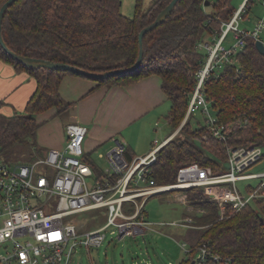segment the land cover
<instances>
[{"label":"trees","instance_id":"1","mask_svg":"<svg viewBox=\"0 0 264 264\" xmlns=\"http://www.w3.org/2000/svg\"><path fill=\"white\" fill-rule=\"evenodd\" d=\"M7 1L0 0V9ZM231 1L180 0L167 20L144 37V60L139 69L96 81L100 86H116L159 76L171 104L166 119L173 133L184 120L196 74L208 57L202 45L220 33L222 21L233 17L236 10ZM171 2L155 0L145 11L144 0H137L135 16L130 18L122 14L121 0H19L5 14L2 36L11 51L24 57L94 74L127 70L138 60L141 31ZM207 7H215L214 14L206 11ZM0 60L30 73L37 81V90L23 113L0 114V158L13 161L19 147L27 145L44 157L37 142L41 127L37 118L50 110H56L58 117L69 113L72 104L64 101L60 86L67 75L76 74L28 69L5 54L1 46ZM203 91L219 122L226 126L228 141L211 137L207 123L194 129L189 119L180 136L159 150L151 166L159 185L174 184L179 170L193 164L211 168L215 174L227 172V147L264 148V54L258 51L255 40L247 38L245 48L208 79ZM203 133L209 140H203ZM254 190L248 185L241 192L251 194ZM171 192L201 210L187 223L192 228L185 232L183 244L191 253L181 264H192L203 246L212 255L207 264H220L214 257L228 260V264H264V189L240 211L209 200L202 187Z\"/></svg>","mask_w":264,"mask_h":264},{"label":"built area","instance_id":"2","mask_svg":"<svg viewBox=\"0 0 264 264\" xmlns=\"http://www.w3.org/2000/svg\"><path fill=\"white\" fill-rule=\"evenodd\" d=\"M256 0H244L230 21L221 22V31L202 45L207 60L196 74V87L189 102L186 121L198 111L207 116L211 137L227 142L226 126L211 114L212 106L204 95V85L216 72L231 63V58L246 46V39L264 43V16L252 30L242 27ZM264 6V0H262ZM234 42L227 47L230 34ZM87 127L70 123L66 127L67 145L63 150H49L33 164L13 165L0 158V264H70L79 247L99 248L106 231L119 230L120 238L145 236L154 230L146 219L145 207L152 197L175 190L202 187L206 197L221 207L242 210L264 189V173L250 174L249 169L263 156L261 147H227L229 170L215 174L198 164L182 167L177 181L159 185L151 166L165 142L154 141L145 156L130 158L126 145L114 140L103 156L106 168L98 169L87 160L84 149ZM258 180L251 194L242 193L239 182ZM106 209L107 223L80 233L70 216ZM163 225V224H161ZM172 225H178L172 223ZM185 226V224H182ZM185 254L191 249L182 245ZM212 257L207 246L198 249L195 264H207ZM220 264L227 263L214 257Z\"/></svg>","mask_w":264,"mask_h":264},{"label":"rangeland","instance_id":"3","mask_svg":"<svg viewBox=\"0 0 264 264\" xmlns=\"http://www.w3.org/2000/svg\"><path fill=\"white\" fill-rule=\"evenodd\" d=\"M155 0H144L143 9L147 11ZM217 0H209L210 3H215ZM121 12L123 15L133 18L136 13L137 0H121ZM244 0H232L231 6L237 10ZM252 10L246 15L249 21H245L242 27H247L252 30L259 18L264 16V6L262 0H256L252 3ZM215 7H207L206 11L214 14ZM208 42L211 40H207ZM234 42L233 33L230 34L225 45L232 46ZM98 82V81H97ZM171 105L168 101L164 102L163 106L156 111L154 115L144 118L139 124L134 127V132L139 135V145L150 147L153 149L155 139L162 140L165 136L171 133L168 129L166 116ZM23 111V110H22ZM21 113V112H18ZM211 114L215 116L213 109ZM68 114L63 117H57L55 111L47 113L46 116L40 115L37 119L39 124H44L39 133V148L41 153L44 150L51 148V141L62 140L66 134V118ZM186 115L184 120L181 121L179 127L174 130V138H178L181 128L185 125ZM191 119V125L194 129L200 126H205L207 116L198 111ZM92 131V130H91ZM132 129L127 128L126 132L119 136L128 142L126 133ZM63 136V137H62ZM203 140H209V136L203 133ZM136 138V136H135ZM132 135V140H135ZM112 144L107 142L93 155L92 160L96 167L105 169L106 163L103 158L110 150ZM30 146H21L17 150L15 160L9 163L13 165H27L33 164L42 155L36 154L31 151ZM243 147V146H242ZM216 151L215 146L211 147ZM264 151V148H263ZM33 152V153H32ZM250 174L264 173V162H259L249 169ZM258 180H250L239 182L238 187L242 192L246 190L248 185L256 187ZM201 211L192 206L185 197L177 193L170 192L161 194L149 199L145 207L146 219L153 226L154 230L148 231L145 236H138L137 238L125 237L120 238L119 230L110 228L106 231V240L99 248L87 249L86 247H79L74 254L70 264H181L183 260L188 259L182 247L185 239V232L189 230L190 223L196 212ZM223 212L224 209L222 208ZM66 220L73 221L77 224L80 233H86L96 230L107 223L106 209L94 210L70 216ZM177 223L178 225H172ZM163 224V225H161ZM182 224H185L183 226Z\"/></svg>","mask_w":264,"mask_h":264},{"label":"crops","instance_id":"4","mask_svg":"<svg viewBox=\"0 0 264 264\" xmlns=\"http://www.w3.org/2000/svg\"><path fill=\"white\" fill-rule=\"evenodd\" d=\"M36 90L37 81L30 73L17 70L14 65L0 60V114L12 116L18 112L23 113ZM60 94L64 101L72 104L66 122L64 121L66 127L70 123H78L88 129L84 149L87 160L97 170L99 168L95 166L92 157L108 141L112 144L111 148L115 139L124 143L131 158L147 155L150 147L138 144L139 135L134 132V127L144 118L154 115L168 101L163 92L162 79L157 75L133 84L116 86H100L94 79L67 75L60 86ZM51 111L56 112L50 110L47 113ZM47 113L42 116L45 117ZM43 125L38 131V145ZM127 128L132 129L126 133L128 142L119 138ZM132 135L133 138L136 136L135 140H132ZM174 135L171 132L160 142L173 139ZM155 140L159 141L158 138ZM66 145L65 134L62 140L51 141V148L44 150L43 155L49 150H63Z\"/></svg>","mask_w":264,"mask_h":264},{"label":"water","instance_id":"5","mask_svg":"<svg viewBox=\"0 0 264 264\" xmlns=\"http://www.w3.org/2000/svg\"><path fill=\"white\" fill-rule=\"evenodd\" d=\"M18 1L19 0H8L6 3H4V5L0 9V46L2 50L4 51V53L7 54L11 59H13L17 63L23 65L24 67L28 69H32V70L46 69V70H51V71H65V72H71L76 75L94 79V80H106V79H109V78H112V77H115L121 74L132 73L136 71L137 69H139L144 60V44H143L144 37L149 32L153 31L154 29L162 25L167 20V18L173 13L177 4L180 2V0H172V2L160 13V15L157 17L155 22H153L150 26L144 28L141 31L139 35L140 53H139L138 60L133 67L127 70H113V71H108L102 74H94V73H90L85 70H82L75 66L24 57V56L18 55L15 52L11 51L3 39L2 28H3V21H4L6 12L8 11L10 7H12ZM206 5H209V2H207ZM256 47L261 54H264V43L262 41H257ZM192 264H195V262L192 261Z\"/></svg>","mask_w":264,"mask_h":264}]
</instances>
